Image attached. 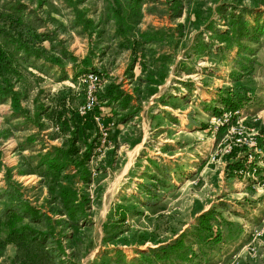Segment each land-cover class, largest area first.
<instances>
[{
	"label": "rangeland",
	"instance_id": "374dc122",
	"mask_svg": "<svg viewBox=\"0 0 264 264\" xmlns=\"http://www.w3.org/2000/svg\"><path fill=\"white\" fill-rule=\"evenodd\" d=\"M118 1L0 0V224L49 218L16 227L50 264H264V0Z\"/></svg>",
	"mask_w": 264,
	"mask_h": 264
},
{
	"label": "trees",
	"instance_id": "16d2710c",
	"mask_svg": "<svg viewBox=\"0 0 264 264\" xmlns=\"http://www.w3.org/2000/svg\"><path fill=\"white\" fill-rule=\"evenodd\" d=\"M119 4H120L119 1L116 0L117 13L115 14V18H117V20L119 21V24H121L122 21H126L127 17L124 16V11L120 9ZM137 9H138V6L136 7V10ZM4 18L6 21H10L9 16H5ZM129 31H131V28L127 27L126 30L123 29V32H121V35L126 36L127 34L130 33ZM16 33H19L18 42H20V45L19 44L18 45L20 47H18V49L25 48L26 50H29L27 46L28 42L27 41H24L26 43L22 42L23 35H22V31L20 30V28H16ZM3 34L6 38L10 39L8 33H3ZM12 39L13 37L11 38V40ZM136 46L137 47L140 46V43L136 42ZM2 60H3V56L0 53V65L2 64ZM6 91L11 92L10 79L2 78L1 83H0V98H3L6 96V93H8ZM232 103L233 101L227 102V107H230L232 108V110H235L237 106L236 105L234 106ZM27 208L28 209L26 210V212L21 211L20 212L21 214H19V212L15 210H10L8 214L2 216L3 219H5L6 223L4 227L0 224V233H3L5 235V238L3 240L2 238H0V246L3 247V244H7L8 242L16 243L17 246L19 247V254L21 253V257L19 255V260L21 261L20 264H50V261L48 260V257L45 253V249H44L45 242L44 241L47 240L46 239L47 236L51 235V232L41 233L37 230L31 231L30 228L25 225L16 227L18 223L17 221L20 220L21 217H24V215H26L24 218H28L29 220L35 223L43 222V219L45 218H46L45 220L49 219L46 216L41 215L35 209H31L28 206ZM76 208L77 207L75 205H72L71 208L66 210L71 220L74 219L71 212H76ZM41 235H44V236L41 237Z\"/></svg>",
	"mask_w": 264,
	"mask_h": 264
},
{
	"label": "built area",
	"instance_id": "2783aa9c",
	"mask_svg": "<svg viewBox=\"0 0 264 264\" xmlns=\"http://www.w3.org/2000/svg\"><path fill=\"white\" fill-rule=\"evenodd\" d=\"M85 81L86 82H90V83H92L94 81L96 83L97 77L95 76V74L91 73V74L86 75ZM94 89H95V86H93V89L88 92L87 102H86V104L84 106V110L85 111L86 110L90 111L91 108L93 107L94 103H95L94 97L92 95V92H93Z\"/></svg>",
	"mask_w": 264,
	"mask_h": 264
}]
</instances>
